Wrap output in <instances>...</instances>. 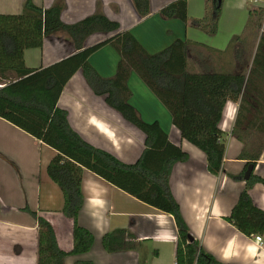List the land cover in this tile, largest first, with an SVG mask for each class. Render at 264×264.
<instances>
[{"label": "crops", "instance_id": "crops-1", "mask_svg": "<svg viewBox=\"0 0 264 264\" xmlns=\"http://www.w3.org/2000/svg\"><path fill=\"white\" fill-rule=\"evenodd\" d=\"M60 1L65 25L77 24L100 11L117 22L122 32L133 34L152 55L178 39L191 41L188 70L192 73L245 74L247 50L252 48L249 34H257L253 61L264 34V17L259 31L257 25L249 26L264 12V0H221L216 18L215 0H188L187 24L161 14L162 9L178 0H150V14L146 18L139 17L131 0H33L44 9H51ZM24 4L25 0H0V15H20ZM112 36L96 34L86 41L85 47ZM236 37L239 40L231 47ZM75 53L69 37L58 32L47 37L42 48L25 51V65L29 69L47 68ZM89 62L101 78L112 80L117 75L120 55L107 45L95 52ZM127 87L128 103L138 117L147 123L158 122L170 141L189 155L187 162L174 166L170 190L191 236L222 264H264V243L257 245L254 235H244L226 220L246 187L245 178L238 179L246 173L247 162L240 159L245 145L232 136L240 102L229 101L225 106L220 129L226 153L223 171L215 176L208 171L205 153L181 137L169 111L135 72ZM58 106L68 113L72 129L90 145L127 165L140 159L146 136L110 107L106 96L95 94L83 71L67 83ZM54 156L52 148L0 118V264H37L38 223L24 209L51 223L62 251H73V221L62 213L63 193L47 174ZM254 175L264 179V151ZM82 193L79 224L94 235L95 243L89 253L68 256L65 264H175L178 232L172 216L87 170L83 174ZM250 195L255 206L264 211V184H256ZM117 230L130 233L136 248L107 253L102 238Z\"/></svg>", "mask_w": 264, "mask_h": 264}, {"label": "trees", "instance_id": "trees-1", "mask_svg": "<svg viewBox=\"0 0 264 264\" xmlns=\"http://www.w3.org/2000/svg\"><path fill=\"white\" fill-rule=\"evenodd\" d=\"M141 18L150 14V0H131ZM188 0L175 1L161 14L188 23ZM221 3L215 0L214 16H219ZM62 1L51 9L25 0L20 15H0V118L21 129L55 151L47 174L61 189L64 197L62 213L73 221L74 248L66 253L59 248L54 227L36 212H29L38 223L37 264H65L68 256L89 253L94 235L79 224L83 208L84 172L90 171L109 184L139 201L164 212L174 219L178 236L175 264H222L208 254L190 234L179 205L170 190L174 166L187 162L189 155L173 144L158 123L142 121L128 103L127 83L135 72L172 116L181 137L203 151L208 171H223L226 145L220 123L226 104L239 103L240 108L232 136L245 148L240 155L246 171L253 173L234 206L227 222L246 236H264V211L255 206L251 189L264 179L254 175L264 151V34L260 38L249 75L233 73H192L188 70V51L192 42L178 39L163 51L149 54L136 37L122 32L117 22L102 12L74 24L61 20ZM264 12L249 26L260 30ZM199 25L198 22H195ZM58 32L72 41L76 53L52 66L29 69L25 51L43 47L44 41ZM96 34L113 36L93 47L86 41ZM239 40L231 41V47ZM112 46L120 55L117 75L106 80L92 68L89 58L104 46ZM79 71L98 96H106L107 104L117 110L130 124L146 136L145 150L135 164H124L113 155L87 143L69 124L68 113L59 108V99L67 83ZM241 176L238 179H243ZM133 236L123 230L102 238L103 249L109 253L133 250ZM76 264H94L79 261Z\"/></svg>", "mask_w": 264, "mask_h": 264}, {"label": "rangeland", "instance_id": "rangeland-1", "mask_svg": "<svg viewBox=\"0 0 264 264\" xmlns=\"http://www.w3.org/2000/svg\"><path fill=\"white\" fill-rule=\"evenodd\" d=\"M257 37V34H249V38L252 39V48L247 50V62L245 66V74L248 76L250 69H251V64L253 61V54H254V49H255V39Z\"/></svg>", "mask_w": 264, "mask_h": 264}, {"label": "water", "instance_id": "water-1", "mask_svg": "<svg viewBox=\"0 0 264 264\" xmlns=\"http://www.w3.org/2000/svg\"><path fill=\"white\" fill-rule=\"evenodd\" d=\"M219 1L221 3V0H219ZM252 173H253V167L249 166L248 170L245 173V177H244L246 181L250 179Z\"/></svg>", "mask_w": 264, "mask_h": 264}, {"label": "built area", "instance_id": "built-area-1", "mask_svg": "<svg viewBox=\"0 0 264 264\" xmlns=\"http://www.w3.org/2000/svg\"><path fill=\"white\" fill-rule=\"evenodd\" d=\"M255 242L257 243V245L261 246L264 243V238L263 236L260 235H256L255 236Z\"/></svg>", "mask_w": 264, "mask_h": 264}]
</instances>
